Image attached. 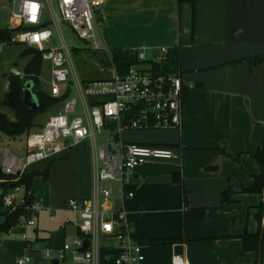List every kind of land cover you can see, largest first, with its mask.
<instances>
[{"label":"crops","instance_id":"1","mask_svg":"<svg viewBox=\"0 0 264 264\" xmlns=\"http://www.w3.org/2000/svg\"><path fill=\"white\" fill-rule=\"evenodd\" d=\"M195 1L193 23L190 4L178 0H103L97 14L101 49H89L91 55L105 53L109 63L108 53L115 49L146 47L149 59L159 48L177 49L187 95L180 130L124 134L130 135L126 142L169 148L180 159L151 160L136 167L122 186L111 184L112 203L125 211L146 264H169L175 257L188 264H252L255 254L243 249L239 236L257 231L256 207L264 203V187L260 195L242 192L262 172L253 154L264 142V0ZM8 8V1L0 0L1 29L9 28ZM16 45L25 59L23 72L32 57L24 55L23 44ZM4 46L10 45L0 44ZM254 57L263 61H248ZM8 74L0 80V113L14 122V112L4 105ZM49 75L50 69L47 84L41 86L47 92ZM85 148L63 150L30 168L39 173L29 193L41 210L31 213L33 226L17 225L0 234V264H16L27 255L29 264H113L104 250H115L117 242L103 235L94 260L57 258L64 243L90 239V231L77 230L74 216L63 208L66 199L93 195V159ZM5 150L0 147V165ZM25 150L26 141L23 149L9 152L19 155ZM58 169L76 174L69 190L61 187ZM43 172L47 179L40 184L36 179H44ZM121 188L132 197H120ZM229 190L232 201L222 203V194ZM194 209L205 210L201 220L194 221ZM261 226L264 230V216Z\"/></svg>","mask_w":264,"mask_h":264},{"label":"built area","instance_id":"2","mask_svg":"<svg viewBox=\"0 0 264 264\" xmlns=\"http://www.w3.org/2000/svg\"><path fill=\"white\" fill-rule=\"evenodd\" d=\"M9 29H20L15 39L26 48L37 50L44 62L50 65L49 95L62 100V109L49 116L41 129L31 132L26 150L12 155L5 150L0 169L4 175L18 180L30 168L63 150L75 149L83 144L92 153L94 177L93 195L90 198H69L63 208L71 213L77 230L90 231V249L82 251L83 238L76 237L64 243L58 253L59 260L87 263L99 255V235L112 238L117 248L105 249L113 264H146L142 247L135 237L125 211L114 209L112 183L121 186L130 173L151 160L172 161L180 155L169 148L149 147L126 142L124 134L136 131L167 130L182 127L184 110L183 81L179 70L159 74L153 63L166 60L169 50L159 48L153 58H147V48L136 50L137 64L119 74L110 63V77L80 81L70 63L69 48L60 27L67 25L75 36L98 52L100 43L97 31L101 21L97 14L103 0H7ZM48 15L47 20L44 16ZM72 49H74L72 47ZM10 74L23 77L13 68ZM8 90V84L4 86ZM80 110L81 114L76 112ZM100 137L98 144L96 137ZM132 197L120 189V197ZM2 207L13 210L25 206L30 213L41 210L40 204L25 205L24 186L5 189ZM34 220L21 216L19 224L34 225ZM28 256L16 264H29ZM169 264H188L175 257Z\"/></svg>","mask_w":264,"mask_h":264},{"label":"trees","instance_id":"3","mask_svg":"<svg viewBox=\"0 0 264 264\" xmlns=\"http://www.w3.org/2000/svg\"><path fill=\"white\" fill-rule=\"evenodd\" d=\"M179 3L188 2L191 6V19L192 23L194 21L196 1L195 0H178ZM20 29H9V28H0V44L6 45H16L17 42L14 41L13 37L15 34L20 32ZM75 50V49H74ZM24 55L31 56V60L26 65L23 70V78L15 77L10 73L7 75L8 90L12 95L13 103L8 104V101H4V105L8 106L15 116V121H9L3 114L0 113V134L10 138L16 139L25 135L26 140L28 135L33 129H41L43 125H38L35 123V119L46 112L48 109L57 105L60 101L58 99L52 98L47 90L43 89L40 84V74L42 69L43 60L41 58L40 52L32 48H27L24 52ZM92 57H94L92 55ZM109 59L111 65L119 74H125L130 66L137 64V55L135 51H126V50H111L109 53ZM252 63H261L263 59L261 57H254L248 59ZM155 72L159 74L171 73L179 70V59L177 49L169 51V54L166 60L159 63H153ZM26 84H30V89L32 94L35 96L38 108L35 111H32L25 107L23 104V90ZM184 103L186 102V93L183 89ZM253 158L257 161L262 172L258 176L253 177V184L250 187L243 188L242 192L252 193L260 195L264 187V142L262 147H260ZM38 172L27 171L25 172L18 180H15V177L4 175L0 172V186L4 185L7 189L9 183H15L17 186H24L25 188V205L30 206L33 202V197L29 193L32 179L35 176H38ZM43 180L47 179V174L45 172L41 173ZM232 191H226L222 194L221 201L222 203L231 202ZM25 206H18L13 210L4 209L2 207V198H0V234L7 233L11 228L19 224V218L21 216L28 217L29 210L24 208ZM205 210L203 209H194L192 211L194 221H199L203 218ZM264 216V203L256 207L255 220L258 225L256 232L246 231L244 234L239 236L242 242V247L247 252H252L255 254V259L252 264H258V245L260 241V234L263 231L262 229V218ZM105 252V251H104ZM106 253V252H105Z\"/></svg>","mask_w":264,"mask_h":264},{"label":"rangeland","instance_id":"4","mask_svg":"<svg viewBox=\"0 0 264 264\" xmlns=\"http://www.w3.org/2000/svg\"><path fill=\"white\" fill-rule=\"evenodd\" d=\"M43 1V0H41ZM47 20L49 19L48 15L45 13L44 16ZM60 27L62 29L63 36L67 44L71 47L69 48L70 54V63L68 60L66 64L70 67L71 70L74 71L76 77L80 81H91L95 79H102L110 77L112 74V68L109 66L107 61V55L105 53L99 52L96 53V57H92L91 51L89 50V45L83 40L78 39L75 34L71 31V29L60 23ZM16 34L14 35L15 39ZM16 40V39H15ZM17 43L21 44L16 40ZM22 45V44H21ZM103 45L101 44V47ZM72 47L75 49H72ZM1 48V47H0ZM107 50V48H105ZM21 46L20 45H10L4 46L0 49V80L3 81L5 79V75L8 74L13 68L21 70L24 64V57L20 55ZM109 54V53H108ZM49 63L43 62V66L40 74V82L41 86H45L48 80L49 74ZM23 78V77H21ZM62 103H58L56 106L48 109L42 115H39L36 118V123H44L49 115L55 114L61 110ZM78 115L81 114L78 109L76 112ZM125 139H130L129 136H125ZM98 144L100 143V137H96ZM26 137L25 135L18 137L16 139H10L0 134V147L7 148L9 151L23 149L25 147ZM85 152H88L91 156V151L87 148L83 149ZM70 172H72L70 170ZM66 172L63 173L61 169H58V178H60V185L63 190H69L71 186L76 182V174ZM51 174V172H50ZM36 179L37 182L42 184L43 179L41 176ZM28 256V255H27ZM58 258V257H57Z\"/></svg>","mask_w":264,"mask_h":264},{"label":"water","instance_id":"5","mask_svg":"<svg viewBox=\"0 0 264 264\" xmlns=\"http://www.w3.org/2000/svg\"><path fill=\"white\" fill-rule=\"evenodd\" d=\"M30 87H31L30 84L25 85V88L23 90V104L28 109L35 111L38 108V104H37L35 96L31 92ZM4 98H5V100L8 101L9 105H11L13 103L12 95L9 92H6ZM0 172H1V169H0ZM15 185H16L15 183H9L6 187H7V189H12L15 187ZM4 191H5L4 185H1L0 186V198L4 194ZM30 215H31V213L29 212L28 218L30 217ZM263 237H264V230L260 234V241H259V245H258V254H257L258 264H261ZM88 244H89V242L85 241L83 246H82V250H86V247L88 246ZM53 264H57V262H54Z\"/></svg>","mask_w":264,"mask_h":264}]
</instances>
